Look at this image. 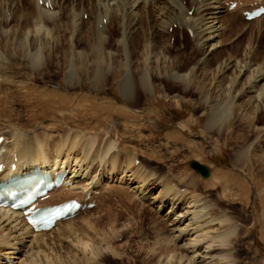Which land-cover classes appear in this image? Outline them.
Instances as JSON below:
<instances>
[{
  "label": "bare ground",
  "instance_id": "1",
  "mask_svg": "<svg viewBox=\"0 0 264 264\" xmlns=\"http://www.w3.org/2000/svg\"><path fill=\"white\" fill-rule=\"evenodd\" d=\"M15 1L16 0H0V6L3 2L15 3ZM39 1L40 0H37L38 6L44 7L43 5L39 4ZM43 1H49L48 7L53 4V0L52 1L43 0ZM149 1L152 0H128L126 4H123L122 0H98L100 6H96L97 9H95L93 14H91L90 12H85V10L78 12V14L77 13L70 14V10L68 9L67 10L68 12L66 13L71 18L68 16L69 21H64L63 23V25H66L68 23L67 26H69L71 20L74 17H77V21L75 22L73 27L77 29L76 30L74 29L75 32H72L71 40L76 36L79 37L81 41H84V39L86 38L85 42L88 45V50L86 51L83 50L82 48H78L75 46H74L75 48L70 46L69 49L71 50L68 49L69 52L68 51L67 52L69 53V62H68L69 73L67 75L64 73L65 76L63 77L65 78V80L67 82H71L74 73L73 70L75 66L73 63V57L70 55L71 53L74 56V59L78 61L77 73H79L80 75L76 77L77 85L80 84L81 77L84 78V80L85 79L87 80L89 86L94 87L97 81H100L99 84H101L105 82L108 78L112 79L111 76H114L113 77V79H115L114 84L116 85V89L119 93L118 99L123 100L124 104L117 105L113 103L111 100L103 104L102 102L98 103L97 101L100 102V100L104 98L98 99L99 97L98 98L89 97L88 99L86 97V98H81V100H85L86 104L85 103L79 104V102L77 101L78 104L76 106H79L81 108L75 109L73 108L74 107L73 106L71 109L69 108V106L71 107L70 105L71 103L69 104L68 103L69 100H67L69 97L68 95H67L68 97L66 96L64 97L62 96V93L58 94L57 92L55 93L54 91H52V89L51 90L47 89L46 91H44V93L43 92L34 93V96L31 93L34 102L28 109H26L28 112V113L26 112L28 114L26 116H28L31 119V121H33L32 123H35L36 121L40 122L39 120H46L48 118L55 121L56 117L53 115L60 113L62 114L61 119L63 123L68 124L70 122L67 119L68 118L71 119L72 116L71 114L75 112L77 116L75 117L76 118L79 117L78 124L88 123L86 122V120L89 121V119H93L94 124L92 126L88 125V128L90 130L93 128L95 129V127H101V124H105L103 125L104 128L102 130H105L106 134L108 133L110 134L112 131L116 129L115 127H113L112 124L114 122L112 121L114 120L113 117L115 118L118 116L123 118L122 120L123 123L119 122L117 124L118 129L121 130L120 134H118L120 137V142L133 141L135 140L134 137L136 139L141 138L139 132L140 130H138L137 132L134 129V126H140L146 123L144 122V120H148V118L147 119L144 118L146 115L143 110L141 111V109L136 108L138 105L137 106L135 105L136 102L134 101V99L138 96V94H136L135 91H138L142 94H146V93L149 94L151 81L149 79L150 73H148L147 71L150 72L151 69L153 70V74L159 75L160 73L159 69L163 68L162 71L166 72L169 69L168 66H166V63L170 65L171 61L167 59L165 60L164 58V60L161 62L159 56L163 55L162 51L160 50V47L157 45V43L153 42L154 43L153 44L151 42L150 45L151 51L148 52L151 54L147 53L143 57V59L140 60L139 62L140 66L138 65V69L139 70L142 69L141 73H139L136 76V80H133V77L131 76L132 68L129 67V65H125L126 63L127 64L130 63L129 62L130 59L129 58L125 59L127 60V62H125L124 64L125 66L124 65L121 66V64L119 63V57L117 56L115 51L112 50V48H109L106 51L111 54L112 59L110 61L107 60L108 58L106 56L108 55V53H103L101 51L102 46H100L101 45L100 42H102V44L104 45V42L109 36L108 23H110V19L112 17L117 16V20L120 22V25L122 26L123 28V32L121 34L122 37L125 33V28H126L125 22L129 19L130 20L135 19V16L138 11L137 7L139 8L141 6L140 4L146 5V3ZM154 1H157L159 3V6H156L155 8H156V17L159 18L160 20H163V17L165 20V17H167L168 15L175 16V14L177 13L176 16L179 15L181 16L180 18H182L184 21L186 20L189 21L190 24L189 29L193 37L196 38L195 39L196 45H199L198 47H201V49L204 48L203 50L205 56H202L200 61L198 60L199 62L204 61L206 58L210 56V54H212L214 50L222 47V45L219 43V38H220V33L222 32L223 29L221 20L222 17H224V12L228 11V13H230L233 10H235V8H238V11L240 13H243L245 10L251 9L252 8L251 6H255L259 4L264 5V0H250L251 2L248 3H247L248 0H189L190 9L187 11L186 9H184V7H182L180 0H154ZM231 3H236V6L231 11H229L230 10L229 5ZM191 11L193 13H191ZM2 13L3 12L0 11V16ZM85 14L87 15V19H85L84 17ZM6 17L7 16H2L4 20L3 21L4 25L1 23L2 21L0 20V68L3 64L9 63L10 65L11 62L13 64V61H10L11 58L13 57L15 59L17 58L18 61L24 62L23 65L29 63L28 64L29 66H32L33 68L36 69L38 65L40 66L41 60L46 61V59L48 60L50 59L49 54L50 51L52 50H50L49 46H55L57 48V46H59L60 38L58 37V35H56V33L48 32L49 29H47V31L45 30L44 26H42L44 23L42 22L41 24V21L43 19L40 20L38 17H36L33 19L30 27L27 26L25 30L22 31V33H14L13 31L9 30V24L6 21L7 19ZM84 21H89L88 25H91V22L93 23L95 33L92 37H90V35L88 34L87 36L85 35V37L82 36V31L84 30L81 31L80 29H78L79 25L82 26V23H84ZM250 21L261 27V25L264 24V14ZM250 21H245V22L249 23ZM51 22L54 21L52 20ZM161 25L163 26V24H160L158 25L157 29L158 28L160 29V27L162 28ZM259 31L260 30H258V32ZM121 41L122 40H119V42L122 44L123 41L122 42ZM123 46H125V44L122 45V47ZM122 47H121L122 49L121 53L125 54V56L127 57L128 56L127 48L126 47L122 48ZM44 48H46L45 52L42 51V49ZM207 48L209 49L208 51ZM253 51H254V46L249 44L244 49L241 59H238L237 57L232 58L231 56H228L226 58H223L220 62L218 61L219 63L217 64L215 71L217 72V74H220L217 76V77L220 76V78L219 80L217 79V81L213 84L214 87L213 94H210V92L209 93L204 92L205 90L203 92L200 91V93L198 92L199 93L198 98L196 99V103H197V104L195 103L196 106L198 107L199 105L200 106L203 105L205 110L200 112L198 117L196 116L197 118L196 117L192 118L190 116L187 120L181 123L182 125L179 124L180 128L183 129L186 128L192 130L199 123L200 118H205L201 124L202 129L200 131L205 132L206 134H210L213 131H216L217 135L220 136L221 134L223 135L224 133L225 139H229L232 136L233 132L229 125L230 123L228 122L229 114L226 115V113L228 112V109H230L229 107L232 105L231 100L237 98H239L242 102L241 104L239 103L240 104L239 108L242 109L239 111L238 113L239 116L237 118L246 119L249 127L255 122L254 120L259 115V113L262 111L264 112V58L258 62L253 61L254 60L252 58ZM59 54H60V58L63 57L66 54V49L62 50L61 53ZM125 56L123 58H125ZM134 62L135 61H133V63ZM112 63H116L114 64V67L111 65ZM43 65L44 64H42V66ZM158 65L161 66V68L159 67L158 69ZM15 66H17V64ZM12 67H14V65ZM145 67L147 68V70H145ZM166 68L167 70H165ZM192 71L193 69L190 70L189 73H185V72L178 73L176 70H173L171 68V70L169 71L171 77L170 80L173 82H177V81L182 82L183 80L187 79L190 75L193 74ZM2 77L5 78L4 76ZM6 79L7 78H5V80ZM225 79H227V81ZM109 82L112 83V80H109ZM3 84L5 83L4 82L0 83V116H3L4 118L6 117V121H7L6 123H8L7 125H9L10 130L8 129V131L3 133L0 132V137H3V141L0 144V163L3 164L4 166L3 169L4 173L1 172L0 176L1 175L5 176L12 168V164L16 165V170L18 171L30 170L33 166H37V165H39L41 168L47 166L48 168H50L52 179L54 178L55 169H63L67 173V178L69 179V181L72 182L73 185L80 186L81 188L80 193L76 194L77 196L70 197L67 191L72 189L73 186L69 188L61 187L58 190L59 192H63L64 195L63 197L65 198H62L56 202H51L50 200L52 199L46 200L43 201L44 205L56 204L59 203L60 201L62 202L65 199H69V198H76L87 205V203L90 202L91 200L88 201L86 195L89 193L90 195L93 194L94 196L97 190H100V192L98 193L99 195L96 196V198H98V204L95 206L96 209L100 208L99 205L100 203L102 204L103 202L99 199L106 197L105 194L109 195V198H106L109 204H107L106 206L107 208L105 209L104 214L99 216L100 219L96 217V219L97 218L98 219L97 220L95 219L96 222L94 220V223L87 222L86 220H84L80 224L78 223L79 225L77 226L76 225L71 226L72 223L71 221L74 220L71 221L67 220L65 222L60 221L57 222L55 226L49 231H40L36 233L35 230L32 229L27 224L25 218L22 216V213L20 211H11L9 209L0 208V221L2 223L6 222L7 224L5 225H8V227L7 226L6 227L9 229L8 231H10V234L8 236L4 235V237L6 236L7 238H3V235L0 236V260H2L0 262L1 264H9L8 261L13 262V260L10 259L11 255H9L11 252L2 253V251H12L17 249L20 250L21 248H23L22 249L23 252L24 249H27L24 252L26 254L24 260L26 261L27 264H53V263L56 264L57 260H59L58 263L60 264H149L151 261H156L157 264H234L232 254H230L228 252V249L226 248L229 245L230 236L234 235L231 234L232 229L231 226L228 225V222L231 221V219L228 218L229 219L228 220L222 214L220 216H212L208 210L206 211V209H208L209 206L207 205L203 206L205 201L202 197L200 198L198 195H194V194L187 197V195L184 194L185 190L184 191L181 190V192H178L177 189L175 190L173 188L175 185L172 187L170 181L167 180L169 181L167 182L165 180L166 178L165 179H163L164 177L159 178L154 174H150L149 173L150 170L147 171V169H143V167L140 166L137 163V161H135L134 148L132 151L131 148L129 149L126 146H123L121 143L116 144L114 140H110L109 138L101 144L100 135L99 134L97 135L95 133L94 134L97 136L92 135L94 138L92 136L82 137L81 135L80 136L74 135L73 137H70L68 139L69 134L59 135V132L63 131L62 130L63 128H61L60 126L55 129L56 131L58 130L56 137L51 134L45 133L44 130H43L44 132H41L39 130L36 131L35 129H34L35 131L31 130L32 132L23 130L24 128L19 126L20 123L18 124L17 119L20 118H12L14 115L17 114L14 113V115L12 114L13 115L12 117L11 116L9 117V115L11 114H6L4 112L5 106L3 104L5 103V98L6 99L9 98L8 97L9 93L5 92V90L1 88ZM200 86L201 85L198 84L196 88ZM183 88H185V86ZM88 93L90 94V92ZM27 94H30V92L25 93L24 95H20L19 97L22 98L26 97ZM231 96L232 99H230ZM14 97L15 96H13V99ZM164 97L169 98L171 96L164 95ZM150 98L152 99L153 95H150L146 99H150ZM178 98L181 100V102L187 101L186 100L187 98L185 99L183 96H179ZM15 99L19 100L18 97L17 98L15 97ZM170 99H177V98H170ZM239 99L238 102L240 101ZM16 103H20V102H16ZM24 103H26V101ZM176 103H178L177 100ZM20 106H23V104L21 103ZM10 108H14V107L10 106ZM246 108H248L247 111ZM250 109L252 110V113L250 112L251 115L249 116L248 113ZM3 117L1 119L5 121ZM13 119H15L16 121H14ZM2 120H0V122ZM84 127L86 128L85 125ZM262 128L264 129V125H261V127L257 126L255 129H262ZM49 130H53V129L49 128ZM49 130L47 131L49 132ZM172 133L173 135H171ZM40 135H44V138H42V136L40 137ZM199 135L201 136V134ZM47 136H49L50 138ZM143 136L144 134L142 135V138ZM173 136H175L174 132H170L167 134V138H172ZM251 145H253V143L248 145V147L246 148L239 147L238 148L239 150L237 152L238 155L240 157L241 155L243 156L245 152L252 147ZM144 146L147 148L146 145ZM1 149L4 151L2 152ZM199 149L200 148H198L196 152H194L195 153L194 155H196V153L197 155L201 153L202 150ZM144 157L147 158L145 154ZM237 158L239 157L237 156ZM146 160H149V158ZM216 171L218 172V170ZM227 178L233 179L234 177L231 174L228 175V173L227 174L224 173V175L222 176L218 175L213 177L211 180L207 181L204 186H214L215 188H218L219 187L218 184H221V187L227 188L229 194L231 191L228 188L233 187L234 185L232 186L231 184H234L235 182L232 181L228 182ZM123 179H124L123 183L134 185L133 189L135 196L132 193L128 192L126 189L120 187L115 189V194L112 193V191H114L112 183L119 182L120 184L122 183ZM220 179L223 180L220 181ZM236 183H237L235 184V187H237L236 191L238 192L240 191V193L243 192L245 187L243 181H239ZM157 187H160V190L157 194L154 195V191L157 189ZM53 192L51 194H53ZM232 193L233 192H231V194ZM235 193L236 192H234V194ZM51 194L49 197H51ZM67 195L69 197H66ZM113 195H115V197ZM221 197L222 196H220L219 198ZM237 197L239 198V196ZM93 198L95 197H92V199ZM146 198L150 200V204H156L158 210L164 207L166 204H170L169 211L173 209L171 218L172 217L174 218H172L170 221L172 223H171V228L167 232L168 234L164 235L165 237L160 239L159 242L160 247L158 246L157 248L158 252L156 251L157 252L156 255L151 254L148 257H143L142 260H140L139 262L135 258L136 257L135 255L128 256V253L123 254L117 252L115 250L116 246L114 245V241L118 237H123V238L129 237L133 242V238L136 234L134 231L137 230L133 231L132 229L133 227H130L125 229L123 228L122 230L118 231L116 230L117 228L113 227L114 226L113 224L117 220L126 217L129 218L131 217V215L134 216L135 214L142 215L145 211L143 210V208L142 209L138 208L139 205L138 203L143 204ZM117 203H119L122 207H124L123 210L122 209L117 210V207L116 208L112 207V205L117 206ZM184 209L186 210L184 211ZM89 211L90 210L85 207L84 209L80 210L79 213H87ZM182 211H184V213ZM184 215L187 217L186 219H188L189 221V223L187 224L186 222L183 221L184 219L182 217H184ZM100 221H104L102 225L103 228L99 227L101 226ZM183 222L185 223V226L182 225ZM9 224H14L15 227L19 226V228L18 229L14 228L12 231L13 226L9 227ZM5 225L3 226L5 227ZM214 225H217L218 227L217 230H219L220 232V234L217 236H213L214 233L210 235L211 229H213ZM106 226H108L107 230L105 229ZM0 230L2 231L3 229ZM4 230L6 231V228ZM157 230H161V229H157ZM54 232H57L58 234V236H56L58 237V239L56 238V240L60 239V241L62 242L63 241L62 239L71 238V243L74 242L75 245L83 246L81 247V250L83 248V251H85V249H87V247L89 246L88 248L89 255L83 253L82 255H80L81 256L80 258H75L73 257V255L69 253L70 251L67 252L68 248H63L62 246L60 250L64 249L63 257L59 255V257L61 256L62 258L60 257L59 259H57L58 258L56 257L57 253L56 256H53L52 252L53 251L56 252V250L59 248H57V246L50 244L51 239L50 240L47 239L48 238L47 236ZM130 232L132 233L131 235ZM85 233L91 235L90 240L94 239L96 236L102 237L101 242H103V247L100 246L101 242H98L97 238H96L97 241L94 239V241L88 245L87 243L88 240L83 241ZM26 236L30 237V241H29L30 246L28 248L25 244H23L24 243L23 239L24 238L26 239ZM186 236H188L187 240H186ZM189 236H194V237L189 239ZM44 237L47 238L45 239ZM85 237L88 238L87 236ZM162 239L163 241L161 242ZM181 241L182 244L178 245V243ZM71 243H68V246L66 247L72 246ZM171 245L172 247L174 246V248L168 249L167 247L169 246L171 247ZM6 246H8L9 247L8 249L10 250H7ZM133 246L134 248H136L135 249L136 252L140 251L141 247L136 245L135 241ZM176 246L177 248H175ZM40 252L44 253L42 257H39ZM107 252H112V254H109ZM50 254L51 256H49ZM137 256L140 257V255ZM7 257L10 260H8Z\"/></svg>",
  "mask_w": 264,
  "mask_h": 264
},
{
  "label": "rangeland",
  "instance_id": "2",
  "mask_svg": "<svg viewBox=\"0 0 264 264\" xmlns=\"http://www.w3.org/2000/svg\"><path fill=\"white\" fill-rule=\"evenodd\" d=\"M127 1L128 0H122V3L126 4ZM180 1L182 7H184V9L188 11L190 9V1L189 0H180ZM149 2H147L146 5L140 4L141 6L139 8L137 7L138 11L136 14L137 17L135 16V19L132 20L129 19L127 21L125 20L126 28H125V33L123 35L124 37L123 36L121 37L123 28L120 25V22L117 20V16L112 17L110 19V23H108L109 36L104 42V45L102 44V42H100L101 44L100 46H102L101 51L103 53H108L106 50L109 48H112V50L115 51V53L119 57V63L121 64V66H123L125 62H127V60L125 59L128 58L130 59L129 60L130 63L128 64L126 63L125 65H129V67L132 68L131 76L133 77V80H136V76L139 73H141L142 69L139 70L138 65L140 60L143 59V57L148 52L151 51L150 49L151 42L157 43V45L160 47V50L164 55V56L163 55L159 56L161 62L164 60V58L165 60L167 59L171 61L170 65L166 63V66H168L169 68L168 70L167 68L165 69L167 70L166 72L162 71L163 68H161V66L158 65V69L159 67L161 68L159 69L160 76L153 74V70L151 69L150 72L147 71L148 73H150L149 79L151 81L149 94L148 93L142 94L138 91H135V93L138 94V96L134 99V101L136 102L135 105L136 106L138 105L136 108L141 109V111L143 110L146 115L144 118L146 119L148 118V120L143 119L144 122L146 123L140 126H134V129L137 132L138 130H140L139 132L141 138L136 139L134 137L135 140L133 141L120 142V137L118 134H120L121 130L118 129L117 124L119 122H122L123 118L118 116L115 118L113 117L114 120L112 121L114 122L112 124L113 127H115L116 129L112 131L110 134L109 133L106 134L105 130H102L104 128L103 125L105 124H101V127H95V129L93 128L90 130L88 128V125L92 126L94 124L93 119H89V121L86 120V122L88 123L78 124L79 117L76 118L77 116L75 112L71 114L72 115L71 119L70 118L67 119L70 122L68 124L63 123L61 119L62 114L60 113L53 115L57 118V119L55 118V121L48 118L46 120H39L40 122L36 121L38 123L36 122L32 123L33 121H31V119L28 116H26L28 115L26 109H28L34 102V99H32L34 93L37 92L44 93V91H46L47 89L48 90L52 89V91H54L55 93L57 92L58 94L62 93V96L64 97L69 96L67 100H69L68 101L69 104L71 103L70 104L71 107L69 106V108L71 109L73 106H74L73 108L75 109L81 108L76 105L78 104V102L79 104L82 103L86 104L85 100H81V98H86V97L88 99L89 97L90 98L99 97L98 99L104 98L100 100V102L97 101L98 103L102 102L103 104L109 100H111L113 103L117 105L124 104L123 100L118 99L119 93L116 89V85L114 84L115 83V79H113L114 76H111L112 79L108 78L105 82H103L104 84L103 83L99 84L100 81H97L95 85L96 87L89 86L87 80L86 79L84 80V78L81 77L80 78L81 85L80 84L77 85L76 77L80 75L79 73H77L78 61L74 59V56L71 53L70 55L73 57V63L74 66L76 67L75 68L73 66L74 73H73L72 81L67 82L63 77L65 76L64 73L66 75L69 73L68 49L70 48V46L82 48L85 51L88 50V45L85 42L86 38L84 39V41H81L80 38L76 36L71 40L72 32H75V30L77 29V28L76 29L73 28L75 22L77 21V17H74L71 20L69 26H67L68 23L67 24L65 23L66 25H63L64 21H69V17H70L69 15H67L66 12H68L67 10L69 9L70 14L71 13L78 14V12L85 10V12H90L91 14H93L95 9H97L96 6H100L98 0H53L52 6L54 7L52 9H50L49 7L48 8L39 7L37 0H16L15 3L3 2L1 4L0 11L3 12L0 16V20L2 21L1 23L4 25L3 22L4 20L2 16H7L6 21L9 24L10 31H13L14 33H22V31L25 30L27 26L30 27L33 19L38 17L40 20L43 19L41 21V24L42 22L44 23L42 26H44L46 31L47 29H49L50 31L48 30V32H54L56 33V35H58V37L60 38L59 46L61 45L60 47L57 46V48L55 46H49L50 50H52L50 51L49 54L50 59L49 60L46 59V61L41 60L40 66H42V64L44 65L42 67L38 65L37 69L33 68L32 66H29L28 65L29 63L23 65L24 62L18 61V59L17 58L15 59L14 57L11 58L10 60L13 61V64L11 62L10 65L9 63H7L1 66L0 83L1 82L5 83L3 84V86H1V88L5 90V92L9 93L8 94L9 98L7 99L5 98V103L3 104L6 107V108L4 107V112L6 114H11L9 115V117L10 116L12 117L14 113L17 114L14 115L12 118H20L17 120H18V124L20 123L19 126L24 128V129L22 128L23 130H27V131L39 130L41 132L45 131V133L51 134L56 137L58 130L56 131L55 129L60 126L61 128H63L62 129L63 131L59 132V135L69 134L68 139L70 137H73L74 135H78V136L81 135L82 137H91L92 135L99 134L101 144L109 138L110 140H114L116 144L121 143L123 146H126L129 149L131 148L132 151L134 148L135 161L138 160L139 162L137 161V163L140 166H142L143 169H147V171L150 170L149 172L150 174H154L159 178H163V177H164L163 179L166 178L165 180L166 181L169 180L172 187L175 185L173 188L175 190L177 189L178 192H181V190L182 191L185 190L184 194L187 195V197L193 194L198 195L200 198L202 197L205 201L203 206L204 205L209 206V208L206 209V211L208 210L212 216H220L222 214L227 219L228 218L231 219V221L228 222V225L231 226L232 229L231 234L234 235L230 236L229 245L226 248L228 249V252L232 254L234 264H264V129L263 128L255 129L257 126L261 127V125H264V112L263 111L260 112L259 115L254 120L255 122L249 127L246 119L237 118L239 116L238 115L239 111L242 109L239 108V105L242 103L241 100L239 98L231 100L232 105L229 107L230 109H228V112L226 113V115L229 114L228 122L230 123L229 125L233 132L232 136L229 139H225L224 133L223 135L221 134L220 136L217 135L216 131H213L210 134H206L205 132L200 131L202 129L201 124L205 118L199 117L200 118L199 123L192 130L186 128L183 129L180 128L179 126V124L183 123L190 116L192 118H195L196 116L198 117L199 113L205 110L203 105L202 106L199 105L198 107L196 106L197 104L196 99L198 98V94L200 93V91L203 92L205 90L204 92H208V93L210 92V94H213L214 91L213 84L217 81V79L219 80L220 78V76L217 77L220 74H217V72L215 71L216 66L223 58L231 56L232 58L237 57L238 59H241L244 49L249 44L254 46V51L252 54V58L254 59L253 61L258 62L264 58V24L261 25L260 27L252 23L251 21H250L251 23L245 22L246 20L242 16V14L238 11V8H235V10H233L230 13H228V11L224 12V17H222L221 20L223 29L222 32L220 33V38H219V43L222 45V47L214 50L213 51L214 53L212 52V54H210V56L206 58L204 61L201 60L202 62H199L201 57L205 56L203 50L204 48L201 49V47H198L199 45H196V40H195L196 38L193 37L189 29L190 27L189 21L187 20L184 21L182 18H180L181 16L179 15L176 16L177 13L175 14V16L168 15L167 17H165V20L164 17L163 20H160L159 18L156 17V8H155L156 6H159V3L154 0ZM248 2L251 1L248 0L247 3ZM191 13L193 12L191 11ZM52 20L54 22H51ZM88 22L89 21H84V23H82V26L79 25L80 28L78 27V29H80L81 31L84 30L82 31V36L84 37L85 35L87 36V34L90 35V37H92L95 33L93 23L91 22V25H88L89 24ZM160 24H163V26L161 25L162 28L160 27V29L159 28L157 29L158 25ZM175 25L177 27H173ZM171 27L172 30L170 29ZM258 30L260 31L258 32ZM119 40L123 41V42L121 41L122 44L119 42ZM124 44L125 46L122 47V45ZM121 47L127 48V55H128L127 57L125 56V54L121 53L122 52ZM64 49H66V54L63 57L66 61L68 59L67 62L63 59V57H61L62 58L61 60L59 54ZM45 50L46 48L42 49V51L44 52ZM208 50L209 49L207 48V51ZM124 56L125 58H123ZM106 57L108 58L107 60L109 61L112 59L110 53H108ZM133 61L135 62L133 63ZM16 64L17 66H15ZM114 64L116 63H112L111 65L114 67ZM13 65L14 67H12ZM171 68L173 70H176L178 73H184V72L189 73L190 70L193 69L192 71L193 74L190 75L191 77L189 76L187 79L183 80L182 82L179 81L173 82L170 80L171 77L169 74ZM145 70H147L146 67ZM161 74L162 76L163 75L164 76L162 77ZM2 76H4L7 79L5 80V78H3ZM109 80H112V83H110ZM225 80L227 81V79ZM198 84L201 85L200 86L201 88L200 87L196 88ZM184 86L185 88H183ZM28 92H30V94H27L28 97L27 96L23 98L19 97L20 95H24L25 93ZM88 92H90V94ZM31 93L33 94V96L31 95ZM12 95L15 96L16 98L18 97L19 100L18 99L16 100L15 97L13 99ZM150 95H153V98L146 99ZM164 95L171 97L169 98L164 97ZM179 96H183L185 99L187 98L186 99L187 101L181 102V100L178 98ZM170 98H177V99H170ZM230 99H232V96L230 97ZM238 99L240 100L239 102ZM176 100L178 101V103H176ZM25 101L26 103H24ZM16 102H20V103H16ZM21 103L23 104V106H20ZM10 106L14 108H10ZM247 110L248 108H246V111ZM250 110L248 113L249 116L252 113V110L251 111ZM190 114H193L195 116ZM2 117L3 116H0V120H2L1 119ZM4 119L5 121L2 120L0 122V132L2 133L8 131V129L10 130L9 125H7L8 123H6L7 122L6 117ZM13 120L16 121L15 119ZM242 120L245 123H243ZM84 125L86 126V128L84 127ZM49 128H52L53 130H49ZM47 130H49V132ZM96 130L98 131V133ZM170 132H174L175 136H173L172 138H167V134ZM143 134L144 136L142 138ZM199 134H201V136ZM171 135H173V133ZM41 136L42 138H44V135H40V137ZM141 141L144 143H142ZM251 142L253 143V145H251L252 147L249 148L248 150L246 149L247 153L245 152V154L243 156L241 155L240 157L237 153L239 150L238 148L239 147L246 148L248 147V145L252 144ZM144 145H146L147 148ZM196 148L197 149L200 148L202 150L201 153L198 155L197 153L196 155H194L195 154L194 152H196L197 150ZM136 151L139 153H137ZM144 154L147 158L144 157ZM237 156L239 158H237ZM148 158L149 160H146ZM194 160L204 164L209 168L210 173L208 177L206 178L201 177L189 166V163ZM216 170H218V172ZM224 173L225 174L228 173V175L231 174L235 178V179L227 178L228 182L231 181L235 182L234 184H231L232 186L234 185L233 187L228 188L231 192H233L232 194L231 192L228 194L227 188L221 187V184H218L219 185L218 188H215L214 186H204L205 183L211 180L213 177L218 175L222 176L224 175ZM221 180L223 179H220V181ZM123 181L124 179L120 184L119 182L113 181L116 183H112L114 189L112 193L115 194V189L120 187L126 189L128 192L132 193L135 196L133 189L134 185L123 183ZM239 181H243V183L245 184L244 190L241 193L240 191L239 192L236 191L237 187H235V184H237L236 182ZM80 190H81L80 186L75 185L72 189L66 191L68 192V195L70 197H73V196H77L76 194H79ZM159 190L160 187H157V189L154 191V195L157 194ZM99 192L100 190H97L96 194H94L95 197L94 200L96 201V204H98V198H96V196L99 195L98 194ZM234 192H236L235 193L236 195L234 194ZM68 195L66 197H69ZM63 196H64L63 192H59V190H55L53 194H51L49 200L52 199L50 200L51 202H56L62 198H65ZM105 196L106 197L99 199L103 202L102 203L103 205L100 203L99 205L100 208L96 209V207H94L89 209L90 211L87 213L78 214L75 218L71 219L74 221L70 220L72 222L71 226H75V225L77 226L84 220H86L87 222L94 223L96 217L99 218V216L104 214V211L107 208L106 206L107 204H109V202L106 200V198H109V195L105 194ZM113 196L115 197V195ZM218 196L219 197L222 196L221 197L222 199L219 198ZM237 196H239V198ZM218 198L220 199V202ZM146 199L144 202L142 201L143 204L138 203L139 204L138 208L139 209L143 208V210L145 211L142 215L141 214L140 215L135 214V216L131 215V217L129 218L126 217L117 220L113 224L114 225L113 227L117 228L116 230L118 231L122 230L123 228L125 229L130 227H133L132 228L133 231L137 230L134 231L136 234L133 238V242L129 237L128 238L118 237L115 239L114 245L116 246L115 250L117 252L123 254L128 253V256L135 255L136 256L135 258L139 262L140 260H142L143 257H148L151 254L156 255V253L158 252L157 248L158 246L160 247L159 245L160 239L164 238L165 237L164 235L168 234L167 232L171 228V223H172L170 221L172 218H174V217L171 218L173 209L169 211L170 204H166L164 207L158 210L156 204H150V200L148 199L146 200ZM112 207L113 208L117 207V210L120 209L123 210L124 208L119 203H117V206L112 205ZM185 210L186 209H184V211ZM184 211L182 212L184 213ZM182 218L184 219L183 221L186 222V224L189 223L185 215ZM100 222H101L100 224L101 226L99 227L103 228L102 225L104 221H100ZM184 222L182 224L183 226H185ZM5 224L7 223L6 222L2 223L0 221V229H3L2 231L0 230L1 232L0 236L3 235V238H7L6 236L10 234V231H8L9 229L7 228L8 225ZM3 225H5V227ZM12 226H13L12 231L14 228L16 229L19 228V226L15 227L14 224H9V227ZM5 228L6 231L4 230ZM105 229L107 230L108 226H106ZM157 229H161V230H157ZM217 229H218L217 225H214L213 229H211L212 233L210 232V235L213 233H214L213 236L219 235L220 232ZM131 234L132 233L130 232V235ZM4 235L6 236L4 237ZM56 236H58V234L57 232H54L48 235L47 236L48 238L47 237L44 238L45 239L47 238L49 240L51 239L50 244L57 246V248H59V249L56 248L57 249L56 252L54 251L52 252L53 256H56L57 253L56 256L58 257L57 259H59L61 256L63 257L64 249L60 250L62 246L63 248H68L67 252L70 251L69 253L73 255V257L75 258H80L81 257L80 255H82L83 253L89 255V249H88L89 246L87 247V249H85V251H83V248L81 250V247L83 246L75 245L74 242L71 243V238L62 239L63 241L61 242L60 239L56 240V238L58 239V237ZM85 236H87L88 238H86ZM192 237L194 236H189V239H191ZM96 238L98 239V242H101L102 237L96 236L94 239L96 240ZM90 239H91V235L85 233L83 241L88 240L87 243L89 245L94 241V239L92 240ZM187 239L188 236H186V240ZM23 241H24L23 244H25L28 248L30 246L29 244L30 237L26 236V239L24 238ZM134 241L136 245L141 247L140 251H138L139 253L136 252L135 250L136 248H134L133 246ZM162 241L163 239L161 240V242ZM182 241L179 242L178 245L182 244ZM68 243H71L72 246L66 247L68 246ZM100 246L103 247V242L100 243ZM8 248L9 247L6 246V249L10 250ZM167 248L168 249L174 248V246L172 247L171 245V247L169 246ZM175 248H177V246ZM22 249L23 248H21L20 250L17 249L12 251H2V253L11 252L9 254L12 256V257L10 256V259L13 260L11 264H25L26 261L24 260V258L26 254L24 252L27 249H24V252L22 251ZM107 253L112 254V252H107ZM43 254L44 253L40 252L39 257H42ZM136 254L140 255V257L137 256ZM59 255L61 256L59 257ZM49 256H51V254ZM1 261L2 260H0V262ZM58 261L59 260H57L56 264H60L58 263ZM149 264H157V263L156 261H151Z\"/></svg>",
  "mask_w": 264,
  "mask_h": 264
},
{
  "label": "water",
  "instance_id": "3",
  "mask_svg": "<svg viewBox=\"0 0 264 264\" xmlns=\"http://www.w3.org/2000/svg\"><path fill=\"white\" fill-rule=\"evenodd\" d=\"M189 166L196 171L201 177L206 178L209 176V168L207 166H205L202 163H199L198 161H191L189 163Z\"/></svg>",
  "mask_w": 264,
  "mask_h": 264
}]
</instances>
